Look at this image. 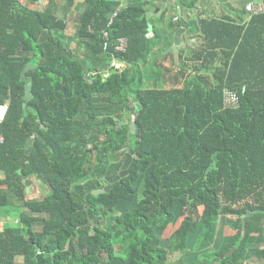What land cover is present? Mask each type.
<instances>
[{
    "label": "trees",
    "instance_id": "16d2710c",
    "mask_svg": "<svg viewBox=\"0 0 264 264\" xmlns=\"http://www.w3.org/2000/svg\"><path fill=\"white\" fill-rule=\"evenodd\" d=\"M36 1L0 0V103L10 105L0 127V264H184L191 254L188 264H252L254 245L264 263V12L246 23L171 19V38L185 26L200 43L180 53L172 71L167 57L157 58L165 87L145 88L155 40L147 1L126 4L107 27L111 2L72 0L88 3L78 26L88 48L81 57L64 52L58 0L43 10ZM182 1L191 10L197 3ZM113 58L125 65L107 75ZM83 61L96 74L85 77ZM28 65L33 97L25 108ZM227 90L238 93L237 106H225ZM124 113L130 122L135 114V133ZM130 149L128 174L110 192L89 196L114 179ZM33 175L51 191L28 200ZM255 210L243 231L242 216ZM222 216L232 222L227 232L218 228ZM207 241L215 254L195 261Z\"/></svg>",
    "mask_w": 264,
    "mask_h": 264
},
{
    "label": "crops",
    "instance_id": "0c3cea01",
    "mask_svg": "<svg viewBox=\"0 0 264 264\" xmlns=\"http://www.w3.org/2000/svg\"><path fill=\"white\" fill-rule=\"evenodd\" d=\"M21 1V0H20ZM57 1V0H55ZM113 4V13L111 16V19L109 23L111 22L112 19H114L115 12H118L119 9L124 7L128 3L135 2H140L142 0H108ZM149 3V12H148V17L150 18V24L152 27L155 28L156 33L157 30L160 34L159 38H156L154 36V31H150L149 36L154 40V47H153V52H158L162 49V52L169 47L171 48L175 44V34L176 31L181 28L179 27L178 29L175 30L174 34L172 35L173 38H171L169 34V21L173 19L174 21H179V19L183 16H188L192 20H197L203 18H225V17H232L236 22L238 23H246L251 19L252 14L247 12L246 5L250 2H255V3H260L261 0H243V9L242 11L239 10L238 8V2L239 0H197L196 5L194 8L191 10L189 7L185 5V3L182 0H165L166 6L163 9L162 8V13L158 14L157 12H153L152 8L153 7H158L159 3L162 0H145ZM242 1V0H241ZM171 2V3H170ZM237 2V3H236ZM88 6V3L85 2H80V3H74L72 2V5L69 4V0H58V12L59 15L64 18L66 22V29L63 33L65 36L68 38H71L72 40L66 42V43H74L78 42L80 44V39L79 36L77 35L74 39L72 36H69L67 31L74 25L76 32L78 34V26L80 24V21L83 17L84 14V9ZM182 10V15H179L178 11ZM236 12L234 14H231V12ZM201 14V15H199ZM161 18V19H160ZM199 19V20H200ZM109 27V24L108 26ZM185 28V31L182 33V42L178 46V53H179V60L178 63L176 64L177 66L181 65L180 63V53H182V56L185 54H188V52L191 49V47H196L200 41H199V34H193V33H188L187 34V28L185 26H182ZM196 29V28H195ZM68 35H67V34ZM57 37V36H56ZM50 38V37H49ZM48 40V39H47ZM125 44V40H121V45L118 48H122ZM71 46V43H70ZM122 46V47H121ZM82 47V46H81ZM83 48V47H82ZM164 49V50H163ZM187 51V52H186ZM168 53H172V57L174 55V52L168 51ZM184 53V55H183ZM190 53V52H189ZM175 58V57H174ZM168 59V57H167ZM115 58L112 59L109 69L105 72L107 74L109 73V70L113 67H111L112 63L114 62ZM116 61V60H115ZM168 61V60H167ZM117 62V61H116ZM119 65L121 63L117 62ZM166 63V62H164ZM125 65V64H124ZM121 67V66H119ZM124 67V66H123ZM8 103V102H7ZM4 177V172L0 170V179ZM261 222V221H260ZM264 224V221L261 222ZM229 228H225V232H227ZM262 236H264V232L262 233ZM263 243L258 244V245H263ZM257 245L251 246V256L252 257V264H262V260H260L256 256V247ZM195 261H198L197 259ZM191 262V261H190ZM236 264H248V261L246 260H241L237 262ZM264 264V263H263Z\"/></svg>",
    "mask_w": 264,
    "mask_h": 264
},
{
    "label": "rangeland",
    "instance_id": "374dc122",
    "mask_svg": "<svg viewBox=\"0 0 264 264\" xmlns=\"http://www.w3.org/2000/svg\"><path fill=\"white\" fill-rule=\"evenodd\" d=\"M21 2H23L24 4H28L30 2V0H21ZM72 2L74 4V1L69 0V4L72 5ZM242 3H243V0L242 1L239 0V2L237 3L238 4L237 6H238V8H239L240 11H242V9H243ZM33 7H35L36 9H39V10H43L44 8L47 7V0L36 1L35 5ZM178 13H179V11H178ZM234 13H236V12L235 11L234 12H231V14H234ZM74 27L75 26L72 25V27L67 31V33L69 34V36H72L73 39L78 35L77 32H76V29ZM63 33H64V31H63ZM70 40H72V39L69 38V41ZM71 49H72L73 53L75 54V56H78V57L86 56V54L88 52V48L87 47H83L82 48L81 45L78 42H74V43L71 42ZM169 49H170V47L168 49H166V51L163 49L164 51L162 52V49H161L158 52H155V53L152 52L150 54V56H149V63H148L147 69L144 70V72L147 74L146 75L147 77H144L143 87H145V88H153V87L163 88V87H165L164 82L161 80V75L160 74L161 73H164V71L165 72H167V71L162 66L156 67V65L154 64V62H155V60L157 58L160 59V60L161 59L163 60L166 57H168V59H167L168 61L166 60L165 61L166 63H164V64L166 66H169L170 65V67H168L167 69H169L170 71H172L171 68L173 66H171V65H173V63H176L177 64L178 61L174 58V55H173V57H171L170 53H168V55H166L167 52L169 51ZM118 66L123 67L124 64L121 63V65L118 64ZM150 73L153 74V76L148 77V75ZM94 74L95 73L93 71H91L90 73L88 71V76H92ZM105 74H107V72H105ZM123 121H126L128 123H132V121L130 122V113H124L123 114ZM28 180H29V184L27 185V187L29 188V191H27L28 192V196H27V199L28 200H31V199H41L45 195H47L48 193H50V191H51L50 186L47 183L43 182L41 179L37 178L36 176H34V175L33 176H30ZM10 202L13 203V204H15V205L16 204H19V203L20 204H23V201H19V199H17V198H11ZM119 211H120V209H119ZM18 212H19L18 209L17 210L16 209L13 210V213L10 216V219H9L12 224H16L18 222V220H19ZM228 222L229 221H227L225 218H223V216L220 218V220L218 222V228H219V230L221 232L223 230H225V228H227L228 225H231L230 223H232V222H229V224H228ZM214 243H215L214 241H210V242L207 243L208 245L206 247L204 245V247L199 248L198 251H197V253L199 252L201 254L198 255V256H196V259L197 260H200V259L204 258L207 255L213 256L215 254V252H216V249H217V248H215V245H213ZM197 246H198V244L192 245L189 253L191 254L194 251V249H197ZM195 254L196 253H194V255ZM191 255H187V256H185L183 258V263L184 264H186V263L188 264L190 261L194 260V258H193L194 256L192 257Z\"/></svg>",
    "mask_w": 264,
    "mask_h": 264
},
{
    "label": "water",
    "instance_id": "95a60500",
    "mask_svg": "<svg viewBox=\"0 0 264 264\" xmlns=\"http://www.w3.org/2000/svg\"><path fill=\"white\" fill-rule=\"evenodd\" d=\"M171 3V2H170ZM166 6V3H165V0H162L158 7H153L152 8V11L153 12H157L158 14H161L162 13V8L164 9ZM179 15H182V10L179 9ZM153 29L152 25L150 24L149 25V31H151ZM185 31V28L181 27L179 28L177 31H176V34H175V44L174 46H172L169 50L174 52V57L175 59L178 61L179 60V53H178V46L181 44L182 42V33ZM51 36V32L48 31L46 34L42 35L41 38H40V42H43L47 39H49V37ZM57 40H59V37L57 36L56 37ZM56 45L58 46L59 45V41L56 43ZM65 46V54H67L69 57H72V49H71V46H70V43H65L64 44ZM83 65H84V72H85V77L88 76V71H89V66H88V63L87 61H83ZM34 68L33 65H28L26 67V69L23 71L22 73V80L25 82V88H26V94H25V102H24V107L26 108L27 107V103L30 99H32L33 97V92H32V86H31V83H32V79L31 78H28L27 77V72L29 71L30 68ZM135 120H136V116L135 114L132 116V123H131V131L132 133H135L136 132V123H135ZM33 138H34V135L32 137H29L27 139V143H26V153H25V157L27 158V160H29L30 158V154L32 152V143H33ZM109 140V136L107 135L106 139L103 140V141H100V142H97L94 146H93V149H97L100 145L102 144H106ZM133 154H134V150L133 149H130V151L127 153V158L120 170V172L114 177V179L109 182L104 188H99V189H95L93 190L89 196L95 194H100V193H104V192H110L111 189L113 188V185L116 181H118L119 179H121L122 177L126 176L129 172V166L133 160ZM27 185L29 184V180L26 181ZM27 191H29V188L27 187ZM261 211L260 210H255V211H252V212H248L246 214H244L242 216V223L244 225V230L245 231V226H246V218L247 217H253L255 216L256 214L260 213ZM235 251V248L232 247L228 252H226L225 255L222 256V258H224L226 255L227 256H230L234 253Z\"/></svg>",
    "mask_w": 264,
    "mask_h": 264
},
{
    "label": "built area",
    "instance_id": "2783aa9c",
    "mask_svg": "<svg viewBox=\"0 0 264 264\" xmlns=\"http://www.w3.org/2000/svg\"><path fill=\"white\" fill-rule=\"evenodd\" d=\"M246 9L252 15L258 14L260 12H264V0H261V3L250 2L246 5ZM116 15H117V12L115 13L114 17ZM112 22H113V19L109 23V27L112 24ZM103 36L106 39L105 47H107V45H108L107 41L109 39L108 30L103 31ZM111 67H119V66H118V63L114 60ZM238 103H239V95L237 92H234L231 90L225 91V106L235 107V106H237ZM9 109H10L9 103H7V102L0 103V127L4 123V121L6 120V117L9 113ZM4 141H5V137L0 132V144L4 143Z\"/></svg>",
    "mask_w": 264,
    "mask_h": 264
}]
</instances>
